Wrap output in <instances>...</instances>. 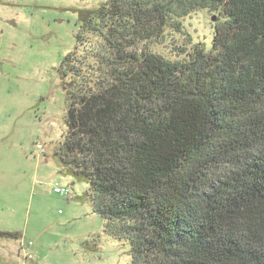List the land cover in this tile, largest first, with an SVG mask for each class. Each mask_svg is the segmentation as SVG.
Listing matches in <instances>:
<instances>
[{
	"label": "trees",
	"instance_id": "16d2710c",
	"mask_svg": "<svg viewBox=\"0 0 264 264\" xmlns=\"http://www.w3.org/2000/svg\"><path fill=\"white\" fill-rule=\"evenodd\" d=\"M204 9L209 48L155 50ZM78 21L55 156L106 234L131 264H264V0H107Z\"/></svg>",
	"mask_w": 264,
	"mask_h": 264
},
{
	"label": "rangeland",
	"instance_id": "374dc122",
	"mask_svg": "<svg viewBox=\"0 0 264 264\" xmlns=\"http://www.w3.org/2000/svg\"><path fill=\"white\" fill-rule=\"evenodd\" d=\"M105 1L0 0V232L20 234L0 236V264H131L129 241L107 235L81 200L89 184L63 174L55 156L67 128L61 64L79 10ZM219 18L195 11L185 19L192 40L170 34L155 50L173 59L195 42L209 48Z\"/></svg>",
	"mask_w": 264,
	"mask_h": 264
},
{
	"label": "built area",
	"instance_id": "2783aa9c",
	"mask_svg": "<svg viewBox=\"0 0 264 264\" xmlns=\"http://www.w3.org/2000/svg\"><path fill=\"white\" fill-rule=\"evenodd\" d=\"M54 190H55V192L60 193V194H65V195H69L70 194V189L69 188L61 187L59 185H56L54 187ZM30 244H32V242H30ZM30 257H31V255H30Z\"/></svg>",
	"mask_w": 264,
	"mask_h": 264
},
{
	"label": "water",
	"instance_id": "95a60500",
	"mask_svg": "<svg viewBox=\"0 0 264 264\" xmlns=\"http://www.w3.org/2000/svg\"><path fill=\"white\" fill-rule=\"evenodd\" d=\"M215 18H216V17L214 16V18H213V19L215 20Z\"/></svg>",
	"mask_w": 264,
	"mask_h": 264
}]
</instances>
